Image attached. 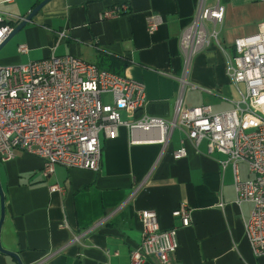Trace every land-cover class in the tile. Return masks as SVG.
Returning <instances> with one entry per match:
<instances>
[{
    "label": "crops",
    "instance_id": "crops-1",
    "mask_svg": "<svg viewBox=\"0 0 264 264\" xmlns=\"http://www.w3.org/2000/svg\"><path fill=\"white\" fill-rule=\"evenodd\" d=\"M42 0H0L6 22L15 24ZM224 5L219 45L214 41L191 60L183 106H210L212 112L232 109L244 92L227 72L235 39L254 34L264 21V0H218ZM217 0H203L211 6ZM201 0H49L0 48V64L26 63L50 55L71 54L102 69L141 82L145 103L135 112L121 111L123 120L142 116L170 119L183 73L179 45L182 29ZM127 5L115 17L104 9ZM160 23L149 33L146 21ZM211 24H208L210 27ZM14 26V27H15ZM64 36L59 37L58 32ZM25 44L26 53L17 46ZM108 95V94H107ZM110 101V95L106 102ZM259 111L264 113V107ZM155 131L126 126L113 139L100 135L101 162L97 171L56 165L50 175L42 160L21 150L0 161L4 217L0 245L14 252L21 264H130V250L142 241L141 209L154 210L161 229H176L177 248L164 264H264L244 236L252 203L235 202L231 165L225 155L208 153L206 141L197 145L173 129L165 145L148 141ZM185 155L175 159L173 152ZM242 180L250 178L247 164H238ZM58 183L62 191H51ZM184 204L189 224L172 215ZM1 211V210H0ZM93 231L72 241L74 235ZM0 251V264H19ZM141 264H162L150 257Z\"/></svg>",
    "mask_w": 264,
    "mask_h": 264
},
{
    "label": "built area",
    "instance_id": "built-area-1",
    "mask_svg": "<svg viewBox=\"0 0 264 264\" xmlns=\"http://www.w3.org/2000/svg\"><path fill=\"white\" fill-rule=\"evenodd\" d=\"M128 10L121 4L104 9L102 18L115 17ZM224 5L218 0L203 5L179 35L183 55V73L178 77L179 89L172 118L142 116L123 120L121 111L135 112L145 103L141 82L126 78L86 62L77 56L50 55L26 63L0 64V161L14 158L21 150L42 160L45 175L54 172L56 165L97 171L101 162L100 135L116 136L120 125L127 127L131 140L135 130L155 131L150 142L165 145L175 128L197 145L206 141L208 153L225 155L221 166L231 165L235 202L252 203L251 213L244 223V236L255 256L264 254V21L254 34L239 37L233 43V53L227 58L231 81L244 85L240 101L232 109L212 112L210 106H183L187 87V71L192 58L210 45H219L220 25ZM25 17H17L16 23ZM160 23L158 15H150L146 29L152 33ZM211 27H208V24ZM15 24L5 21L0 12V44ZM61 38L63 31L57 33ZM26 53L25 44L17 46ZM110 95V101L103 95ZM185 155L183 148L173 152L175 159ZM245 162L250 178L242 180L238 164ZM51 191H62L58 183ZM182 226L189 224L184 204L172 212ZM137 217L142 224V241L130 250V264H141L153 257L164 264L177 248L176 229L163 230L154 210L141 209ZM95 225L73 236L93 231Z\"/></svg>",
    "mask_w": 264,
    "mask_h": 264
},
{
    "label": "water",
    "instance_id": "water-1",
    "mask_svg": "<svg viewBox=\"0 0 264 264\" xmlns=\"http://www.w3.org/2000/svg\"><path fill=\"white\" fill-rule=\"evenodd\" d=\"M49 0H42L40 1L27 15L26 17L20 21L14 28L13 30L10 32V34L7 36V38L0 44V48L11 38L13 37L21 28H23L28 22L31 21V18L48 2ZM0 226L4 217V196H3V192H2V188L0 185ZM0 251L10 254L13 257H15L18 260L17 255L14 252L11 251H7L4 250L1 245H0ZM19 264H21L19 262Z\"/></svg>",
    "mask_w": 264,
    "mask_h": 264
},
{
    "label": "rangeland",
    "instance_id": "rangeland-1",
    "mask_svg": "<svg viewBox=\"0 0 264 264\" xmlns=\"http://www.w3.org/2000/svg\"><path fill=\"white\" fill-rule=\"evenodd\" d=\"M209 26H210V25H209ZM210 27H211V26H210ZM102 98H103V100L106 101V99H108V95H103Z\"/></svg>",
    "mask_w": 264,
    "mask_h": 264
}]
</instances>
